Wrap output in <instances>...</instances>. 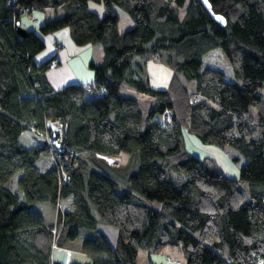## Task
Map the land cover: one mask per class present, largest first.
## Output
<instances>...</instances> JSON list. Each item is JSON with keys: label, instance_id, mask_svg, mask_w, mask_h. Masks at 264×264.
Here are the masks:
<instances>
[{"label": "trees", "instance_id": "trees-1", "mask_svg": "<svg viewBox=\"0 0 264 264\" xmlns=\"http://www.w3.org/2000/svg\"><path fill=\"white\" fill-rule=\"evenodd\" d=\"M88 1L0 0V264H59L49 261L52 244L83 229L93 232L81 243L88 259L69 264H136L139 251L165 249L181 252L182 264H264V119L248 113L264 85V0H208L225 26L200 0H91L104 4L101 18ZM114 5L131 29L118 30ZM48 7L57 15L39 33L17 34L23 14ZM63 28L77 46L101 45V63L88 64L91 99L83 84L53 91L50 60L33 59L45 48L39 34ZM148 54L173 69L166 89L149 84ZM136 94L148 96L145 116ZM47 120L60 127L57 149ZM183 131L240 154L252 202L243 204L236 179L184 149ZM98 154L128 159L112 166ZM42 202L54 222L35 211ZM99 223L118 230L114 248Z\"/></svg>", "mask_w": 264, "mask_h": 264}, {"label": "crops", "instance_id": "crops-1", "mask_svg": "<svg viewBox=\"0 0 264 264\" xmlns=\"http://www.w3.org/2000/svg\"><path fill=\"white\" fill-rule=\"evenodd\" d=\"M47 9H52L54 13L47 12ZM24 15V14H23ZM29 16L31 26H26L22 18H20V26L25 30H35L36 33H39L38 28L41 24L45 21L55 17L57 14L55 9L53 8H45L43 10H32L27 14ZM42 40L44 41L45 48L34 56V61L37 65L56 58L58 60V68L62 66L64 71L61 73L64 76V83L65 86L68 84H87L92 83L93 81V72L89 69L88 64L90 61L94 62L95 64H100L102 61V52L100 48H95L96 44H88L84 46H77L73 43L69 31L67 28L60 29L48 35H42ZM59 45V46H57ZM45 77L47 80L48 85L51 87L53 91L60 90L55 87V85L51 82V80L46 75ZM63 86V85H62ZM63 88V87H62ZM61 88V89H62ZM136 96L140 97V103L144 102L146 106H148V96L142 94H136ZM124 162H127L128 156L126 154H122ZM238 158V157H237ZM42 161H38L37 164H42ZM112 175L114 173L112 170L109 171ZM119 178L118 176H116ZM20 198L22 197L21 192L19 191ZM157 207V206H156ZM60 210L62 212H67L71 210V197L65 198L60 202ZM54 216L51 218L52 212H48L46 214H42L41 212H37L40 217L46 218L49 220L48 222L44 221V223L49 224L54 222L56 217V210L54 209ZM51 218V219H50ZM97 229L102 232L110 245L111 248L115 247L116 239L118 235V230L114 227L106 226L104 224L99 223L97 225ZM92 231H87L85 229L79 231V236L73 240L68 241L62 247L55 246L51 247L50 254H49V261L56 262L59 264H69L70 262H82L87 261V256L81 252V243L83 238L86 235H92ZM55 243V242H54ZM138 252L136 264H173L172 261H179L181 263L184 262V256L178 250H168L165 249L160 253H152L144 251ZM142 255L143 260L139 262L138 258Z\"/></svg>", "mask_w": 264, "mask_h": 264}, {"label": "rangeland", "instance_id": "rangeland-1", "mask_svg": "<svg viewBox=\"0 0 264 264\" xmlns=\"http://www.w3.org/2000/svg\"><path fill=\"white\" fill-rule=\"evenodd\" d=\"M87 4L89 10L95 12L100 18L104 16L105 7L102 2L98 3L89 0ZM113 8L118 16V30L126 31L131 29L134 26V22L130 18V16L121 7L117 5H114ZM46 11L50 13H54L52 9H47ZM20 18H22V21L26 26L32 25L30 23L29 16L27 14L22 15ZM95 48H100L102 52L100 44H96ZM143 58L144 56L138 55L135 56L134 61L135 62L141 61L143 60ZM213 61L218 62L219 57H217V59H213ZM145 62H146L145 63L146 74L148 77V82L151 85V87L160 90L166 89L169 80L173 74V69H171L166 64L164 57L160 54V59L156 60L152 55L148 54V59L145 60ZM221 63L222 62H220V64ZM63 71L64 68H62V66H59L58 68L49 67L46 70V75L55 85V87L58 89H61L62 87L65 86V84H63L64 76L61 75ZM180 79L184 84L188 86L190 91L193 90V82H187V80H185L184 77L182 76H180ZM258 94L260 95V100L254 106H251L248 112L253 120H258V118L260 117L264 119V85L258 90ZM96 95L97 94L94 91H90L87 93V99H91ZM133 96L138 100L140 99L139 96L136 95ZM140 109L143 115L145 116L147 112V106L144 102H141ZM55 125L57 126V128L60 129L57 123ZM182 137H183L184 149L187 152L200 159H205L208 163L212 164L215 167V169L220 171L224 176L236 179L238 181L239 189L243 196V204L252 202V198H251L252 185L246 181L240 180V175H239V168L244 163V159L235 149L228 146L221 147L213 144L203 143L196 136L185 131H183ZM112 158H116V157L112 156ZM117 160L119 162L118 163L119 165L124 162L122 155L117 156ZM112 166H117V165H112ZM120 186L122 187V189L126 187V185L123 183H121ZM10 188L15 194L19 193L15 185L11 184ZM141 199L146 201L149 205L153 207L159 206L156 201H149L144 198ZM263 202H264V197H263ZM35 211H37L38 213L41 212L42 214L43 213L46 214L51 211L52 212L51 218H53L55 214L54 207L48 202H42L40 204L35 205ZM44 221L48 222L49 220L44 218ZM142 252L140 254H142ZM138 260L139 262H142L143 260L142 255H140V258H138Z\"/></svg>", "mask_w": 264, "mask_h": 264}, {"label": "built area", "instance_id": "built-area-1", "mask_svg": "<svg viewBox=\"0 0 264 264\" xmlns=\"http://www.w3.org/2000/svg\"><path fill=\"white\" fill-rule=\"evenodd\" d=\"M57 46H59V45H57ZM57 66H58V60L56 58H53L49 61V67L50 68H56ZM83 86H84L85 90H87V91H90L93 88L92 83L83 84ZM193 98H194V100H197L196 97H193ZM171 117H172V112L170 110H166L164 112V114L162 115V119L164 122L163 126L170 124ZM46 128L50 129V136L52 135L50 142L54 146V148L57 149L59 147V143L57 142V139L54 137L55 132L57 131V128L55 127L54 123H52L50 120L46 121ZM47 137H49V134ZM97 156L103 158L107 162V164H109V165H117V166L119 165L118 164L119 162L117 160V156H115L116 158H112V156H106V155H100V154H98ZM111 160H113V161H111ZM51 232L53 233V235H55L56 226H53V228L51 229ZM54 246H55V243L52 244V247H54ZM171 263L182 264L179 261H172ZM161 264H165V263H161ZM258 264H261V262H259Z\"/></svg>", "mask_w": 264, "mask_h": 264}, {"label": "water", "instance_id": "water-1", "mask_svg": "<svg viewBox=\"0 0 264 264\" xmlns=\"http://www.w3.org/2000/svg\"><path fill=\"white\" fill-rule=\"evenodd\" d=\"M200 2L202 3V5L204 6V8L206 9V11L209 13V15L211 16V18L217 22L218 24H220L221 26H225L226 21L225 19L219 15V14H214L213 11L211 10V6L208 2V0H200ZM25 29L22 28L20 25H18V27L16 28V32L19 36H24L25 35Z\"/></svg>", "mask_w": 264, "mask_h": 264}, {"label": "bare ground", "instance_id": "bare-ground-1", "mask_svg": "<svg viewBox=\"0 0 264 264\" xmlns=\"http://www.w3.org/2000/svg\"><path fill=\"white\" fill-rule=\"evenodd\" d=\"M111 161H113V160H111Z\"/></svg>", "mask_w": 264, "mask_h": 264}]
</instances>
